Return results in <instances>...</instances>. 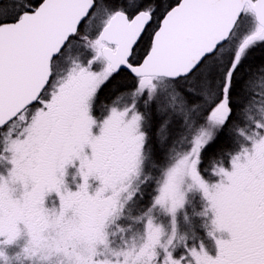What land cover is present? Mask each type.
<instances>
[{
  "label": "snow or ice",
  "instance_id": "snow-or-ice-1",
  "mask_svg": "<svg viewBox=\"0 0 264 264\" xmlns=\"http://www.w3.org/2000/svg\"><path fill=\"white\" fill-rule=\"evenodd\" d=\"M0 264H264V0H0Z\"/></svg>",
  "mask_w": 264,
  "mask_h": 264
},
{
  "label": "rangeland",
  "instance_id": "rangeland-1",
  "mask_svg": "<svg viewBox=\"0 0 264 264\" xmlns=\"http://www.w3.org/2000/svg\"><path fill=\"white\" fill-rule=\"evenodd\" d=\"M206 243H208L209 247H211V241H206Z\"/></svg>",
  "mask_w": 264,
  "mask_h": 264
}]
</instances>
